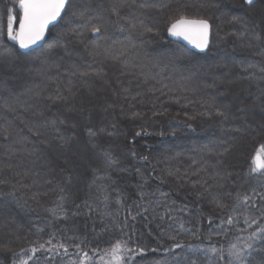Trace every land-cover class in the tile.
<instances>
[{
    "label": "trees",
    "instance_id": "trees-1",
    "mask_svg": "<svg viewBox=\"0 0 264 264\" xmlns=\"http://www.w3.org/2000/svg\"><path fill=\"white\" fill-rule=\"evenodd\" d=\"M112 2L73 0V7L89 9L87 16H110L107 33L85 32L84 43L94 41L98 49L94 45L85 49L76 33L85 31L86 17L73 18L71 10L50 29L38 49L20 53L6 36L0 43V193H4L0 195V264H12L13 252L37 240L47 241L52 233L53 244L86 239L82 247L90 255L91 248L110 247L107 241L120 238L119 226L129 216L128 206L138 198L137 185L144 183L136 169L148 178L146 192L158 188L168 193V200L161 202L158 193L147 197L145 202L150 199L152 207L160 203L156 218L148 214L147 219L137 216L134 223L129 219L125 231L134 241L130 246L145 248L135 264L165 260L173 264L178 255L179 264L189 259L208 264L202 248L221 243L228 247V239L213 234L228 211L216 202L230 205L240 185L260 191L264 184V178L248 172L252 157L264 144V128L256 126L264 125V105L257 99L264 81L242 78L246 74L238 68L241 63L259 67L264 62V0H254L251 6L244 0H147L151 5L147 8H140L142 0H136L132 7L121 9L123 30L115 24L117 17L110 15ZM10 6V0H0L4 23ZM178 14L209 20L210 43L204 53L190 51L166 36ZM234 16L247 18L248 31L232 22ZM140 20L152 31H144ZM130 23L137 27L131 29ZM257 34L260 40L254 39ZM5 46L15 49L14 57L8 56ZM105 48L122 55L112 59L105 55ZM57 90L64 99L50 100ZM216 108L226 116L217 115ZM41 112L48 119L65 121L59 128L67 142L42 126ZM133 112L140 115L134 118ZM89 126L105 132L90 141ZM30 127H39L43 134L34 136ZM137 132L141 135L136 136ZM92 144L110 149L119 163L107 170L111 180H97L89 188L92 169L102 166ZM144 156L148 159H140ZM100 185L108 186L107 208L102 198L95 199ZM10 192L14 196L6 195ZM118 193L123 206L116 203ZM61 195L65 197L63 213L56 210ZM85 201L95 211L88 214ZM51 210H56L55 215ZM239 219L237 225L221 226L230 228L232 242L238 229L247 227L243 217ZM181 224L189 231L181 230ZM197 229L199 238L192 234ZM177 242L194 247L164 251ZM69 251L75 250L70 247ZM38 255L44 264L47 254ZM68 259L61 250L55 264H66ZM249 259L252 264H264V243L256 244ZM94 260L99 264L98 257Z\"/></svg>",
    "mask_w": 264,
    "mask_h": 264
},
{
    "label": "snow or ice",
    "instance_id": "snow-or-ice-1",
    "mask_svg": "<svg viewBox=\"0 0 264 264\" xmlns=\"http://www.w3.org/2000/svg\"><path fill=\"white\" fill-rule=\"evenodd\" d=\"M12 6L7 7L6 12V23L2 22L5 18L0 17V43H2L3 38L6 36L7 40L15 42L20 49H27L33 45H36L38 42L45 40L46 34L50 31V26L63 18L64 15L71 10V15L73 18L77 16L86 17V24L84 25V32H77L76 35L79 36L81 43H84L85 32H90L92 34H101L107 33L109 25L112 23L110 16L105 17L103 15L97 14L94 16H87L89 9L83 6L73 7V0H10ZM136 3V0H113L111 4V13L117 17L115 24L119 26V20L121 17L122 8H130ZM254 3V0H244V4L251 6ZM151 5L147 3V0H142L139 4L140 8H147ZM214 6V5H212ZM232 22L240 23L244 26V30L248 31V20L244 17H232ZM139 26L147 32H151L152 28L144 24L143 20L139 21ZM120 30H123L122 26H119ZM129 27L135 29L137 27L136 23H130ZM257 27L256 24H253V28ZM212 25L208 19L205 18H190L184 14H178L173 17L170 22L169 27L167 28L168 33L172 36L186 40L188 43L192 44L194 47L204 50L209 47L210 35H211ZM106 38V37H105ZM255 40H260L261 37L257 34L254 37ZM95 46L96 49L99 48L98 45H95L94 41H89L84 43L85 49H89L90 46ZM4 51L8 53L9 57L15 56V49L4 47ZM105 55H109L112 59H117L121 53H113L110 49H104ZM95 54H100L99 51H96ZM261 55H264V48L261 49ZM239 72L246 74L242 78H254L259 81H264V62L261 66L256 64H244L241 63L238 65ZM259 73V75H257ZM73 76L77 75L76 72L72 73ZM80 76L87 75L86 73H79ZM99 75V73H97ZM72 81L69 80V83ZM165 87H167L165 85ZM205 87H210L205 85ZM127 91V89H125ZM50 100H62L64 97L61 95L59 90H57L56 96H49ZM136 97H132V100H135ZM257 99L261 100L262 105H264V88L260 89V96ZM133 106L130 104V107ZM15 111V109H12ZM27 110V109H25ZM239 111H244L243 108ZM264 111V107H262ZM215 113L220 116H226L224 111H221L219 108L215 109ZM211 115V113H205ZM39 115L42 118V126L50 127L53 131L57 133V136L61 140H65L64 136L60 134L59 125L65 123V121L59 117L55 119H48L44 117V113L41 112ZM140 113L133 112L132 116L135 118L139 116ZM75 127V125H73ZM264 128V125H261ZM113 130H115L116 125H112ZM28 131L34 136L39 137L43 133L39 127L29 128ZM105 132V129H94L89 126L86 128V133L90 141L100 133ZM109 136L113 135V132L107 133ZM136 136L141 135V132L135 133ZM27 139V138H25ZM65 142H67L65 140ZM92 147L96 149L102 159V166L93 168L94 179L89 184V188L96 184L97 180L108 179L111 180V177L108 176L107 170L111 169L113 166L117 165L119 162L115 159L108 148H104L99 144H92ZM131 155L135 156L136 153L132 152ZM140 159L147 160L146 156L140 157ZM103 169V170H102ZM122 171L124 169H121ZM136 172L141 175V179L144 183L137 185L138 198L134 200L132 205L128 206L129 216L119 226L120 238L110 237L107 241L110 244V247L105 249L91 248V255L88 250H85L82 245L87 243L86 239H80L79 243L73 242L69 244L67 242L56 244L52 243V239L55 238V233H52L50 238L47 241L33 242L28 248H21L19 252H13V261L12 264H41V258L38 253H46L44 257V264H55L56 256L61 254L63 256L69 257L66 264H96L94 258L98 257L99 264H135V258L138 254H143L145 248L137 245L136 247H131L130 245L134 243L132 237L128 235L125 229L130 227L129 219L134 223L137 216H143L147 219L148 214H152V218H156V208L160 206V203H157L155 207H152V201L149 199L146 201L147 197L155 196L157 193L161 198V202L165 203L168 200V193L161 192L158 188L154 192H146L145 186L147 184V177H144L140 173V169H136ZM249 175H256L261 178H264V144H261L258 150L255 152L252 157L251 164L248 169ZM114 183V181H113ZM107 185H100L97 187V191L100 193L99 196H96V200H101L104 203L105 208L108 206L109 195L107 194ZM59 191L64 193V188H60ZM4 195V193H0ZM6 195L14 196V193L10 192ZM228 196H233L232 192L227 193ZM65 197L61 195L59 197L60 203L57 204V209L64 212L63 201ZM116 203L123 206L121 199L119 198V193L117 194ZM216 206L221 210L227 209L228 211L224 213V216L220 217V224L216 227L219 231L214 232L213 234L218 237H223L228 239V247L225 248L221 243L219 247L215 244H211L209 247L202 248L201 251L208 258V264H252L249 257L251 256L252 251L255 249V246L258 242L264 243V184H261L260 191H257L256 187H251L249 189H244L243 185H240L233 197L232 204H224L219 201L216 202ZM78 210L81 205L77 204L75 206ZM84 207L87 208V213L90 214L95 211V208L89 204L87 201L84 202ZM56 210L53 211L55 215ZM135 210V215L132 214ZM183 210V209H181ZM74 214H79L74 213ZM243 217V223L246 225V228H239L238 234L235 235V241L232 242L230 237L232 232L228 227H221L222 225L234 226L239 224L240 217ZM163 219V216L160 217ZM209 225L213 223V218L208 217ZM253 226H255L253 228ZM148 227V225H145ZM159 227V225H158ZM171 228V225H169ZM181 230L187 232L188 229H185L183 224L180 225ZM251 229V231H249ZM211 230V229H210ZM39 231V230H38ZM107 231V229H105ZM164 232L163 229H161ZM197 229L192 234L197 238ZM247 232V235L241 236L239 233ZM73 241L79 239L78 237H72ZM170 239L175 241L176 237L171 236ZM208 239L211 241L212 236L209 235ZM73 248L75 251L70 252L69 249ZM193 248L192 244H183V243H173L171 248H165V252H170L174 249L180 248ZM154 249L153 251H156ZM211 253L212 256L208 254ZM72 255H75L77 259H71ZM213 256L215 259H213ZM181 256L173 257V264H179ZM156 264H169L167 260L157 261ZM187 264H197L196 260L189 259Z\"/></svg>",
    "mask_w": 264,
    "mask_h": 264
},
{
    "label": "water",
    "instance_id": "water-1",
    "mask_svg": "<svg viewBox=\"0 0 264 264\" xmlns=\"http://www.w3.org/2000/svg\"><path fill=\"white\" fill-rule=\"evenodd\" d=\"M59 21H60V19H58V20L54 23V25L50 26V29H51L52 27L56 26V25L58 24ZM166 36H167L170 40L175 41V42H178V43L182 44L184 47H186L188 50L193 51V52H196V53H204V52L206 51V49H207V48H206V49H204V50H200V49L194 47L192 44L188 43L186 40H183V39H181V38H177V37L172 36L170 33H168V31H166ZM46 37H47V34H46ZM45 40H46V38H45ZM45 40L40 41V42H38L36 45H33V46H31V47H29V48H27V49H20L19 46H18L17 44H16V48H17V50H18L20 53H28V52H30V51H33V50H35V49L40 48V47L43 45V43L45 42ZM262 43H263V46H264V35H263V42H262Z\"/></svg>",
    "mask_w": 264,
    "mask_h": 264
},
{
    "label": "rangeland",
    "instance_id": "rangeland-1",
    "mask_svg": "<svg viewBox=\"0 0 264 264\" xmlns=\"http://www.w3.org/2000/svg\"><path fill=\"white\" fill-rule=\"evenodd\" d=\"M239 96H243L242 93H240ZM258 96H260V94ZM256 126H258V128H262L260 125H256Z\"/></svg>",
    "mask_w": 264,
    "mask_h": 264
}]
</instances>
